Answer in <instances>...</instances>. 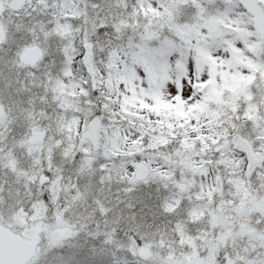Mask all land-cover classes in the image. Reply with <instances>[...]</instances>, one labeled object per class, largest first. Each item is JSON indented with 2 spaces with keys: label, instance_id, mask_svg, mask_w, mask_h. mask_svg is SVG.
I'll return each instance as SVG.
<instances>
[{
  "label": "snow or ice",
  "instance_id": "obj_1",
  "mask_svg": "<svg viewBox=\"0 0 264 264\" xmlns=\"http://www.w3.org/2000/svg\"><path fill=\"white\" fill-rule=\"evenodd\" d=\"M0 264H264V0H0Z\"/></svg>",
  "mask_w": 264,
  "mask_h": 264
}]
</instances>
